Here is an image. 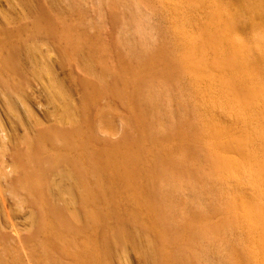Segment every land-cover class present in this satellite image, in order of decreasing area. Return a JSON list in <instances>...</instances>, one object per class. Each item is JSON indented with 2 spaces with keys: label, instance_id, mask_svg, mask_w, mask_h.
Here are the masks:
<instances>
[{
  "label": "rangeland",
  "instance_id": "obj_1",
  "mask_svg": "<svg viewBox=\"0 0 264 264\" xmlns=\"http://www.w3.org/2000/svg\"><path fill=\"white\" fill-rule=\"evenodd\" d=\"M263 123L264 0H0V126L76 127L93 264H254Z\"/></svg>",
  "mask_w": 264,
  "mask_h": 264
},
{
  "label": "bare ground",
  "instance_id": "obj_2",
  "mask_svg": "<svg viewBox=\"0 0 264 264\" xmlns=\"http://www.w3.org/2000/svg\"><path fill=\"white\" fill-rule=\"evenodd\" d=\"M238 86H240V84ZM56 94L58 98H63V94L60 91L56 92ZM242 123L244 124L243 121ZM253 127L255 129L256 135V130L261 128L259 125L254 124ZM53 128H56V126ZM53 130L54 131H51L50 129V131L48 130V133L46 131V134L44 135L37 134L34 139H29L30 132L28 131V128H25L24 135H21L14 129L7 130L5 127L0 126V264H74V260L76 261L79 259H83L84 257L88 260L89 263L93 264L94 262L92 261L90 254L89 256H80L81 253L79 254L77 252L71 251L72 247H74L75 243H77L78 241L80 235L79 232L82 230H80L79 224L77 223L76 211L80 204L79 202H82L78 195V191L80 190V187L83 185L82 182L84 181L81 177L83 172L82 170H80V155L76 145L77 141L74 140L75 134H77L75 133V131L77 132V130L76 127L73 128L74 133H72V130L65 131L59 127ZM256 136H254V138ZM258 136L261 139L262 136ZM234 140L237 141L236 139ZM246 140L247 139H245V141ZM240 150V153H242V148ZM137 171V168L130 169L129 167L128 169L125 168L124 173L133 174ZM115 174L117 173L114 171L110 172V176L112 177L113 181H117L119 183L116 184V190L119 191V185L121 181L124 180V178L122 179L121 176L118 177ZM260 176L261 174L258 175V179ZM262 178H260V180ZM258 181L257 184L254 183L255 185H258L257 187L254 185V187L256 188L255 190H253L255 200L253 204L251 203V201H249L252 205V209L251 206H249V208L252 210L251 218L248 215L247 216L250 219V225L253 234L254 264H264V189L263 192H261L262 190L260 188L258 189V187L261 185V183ZM51 185L53 190L51 188ZM262 186L261 187L264 188L263 184ZM157 187L159 188V186ZM83 189L84 193L81 195V198L83 199L85 197L84 200L87 198V200L90 202L91 193L89 187H87L85 184V188ZM55 190L59 192L56 193ZM173 191L175 190L173 189ZM173 191L168 190L164 192L165 194L167 193L170 198ZM65 195L67 196L66 198ZM154 196L157 197L156 199L153 197L154 201L152 203L155 207H159L161 202L158 201L163 200L159 199V196L163 197V195L155 193ZM247 196L250 197L251 194ZM245 198L243 196V201L245 200ZM64 201L67 203L65 206L61 204V202ZM88 201L86 203H88ZM247 201L248 199H246V203H244L247 204ZM250 203H248V205ZM26 206L29 208L31 206L32 208V225L30 222L29 225L27 224V226L20 227L14 222L15 218H19V216L16 215L15 209L18 208L20 210H23ZM247 206L246 208H248ZM65 207L69 209L65 210ZM239 209H241V207ZM241 214L242 213H240V215ZM30 216L31 215H29V217ZM47 220L52 221V227L48 228L46 223ZM5 226L10 229L12 235L10 234V232V235L7 234L8 232H5ZM190 232L191 231H189V233ZM44 235H47L49 240H51L52 242L48 240V244L44 242ZM55 241L60 244L59 248L57 247ZM86 251H89V248H87ZM202 251H204V249ZM52 255H56V257ZM245 261L246 258L244 262Z\"/></svg>",
  "mask_w": 264,
  "mask_h": 264
}]
</instances>
